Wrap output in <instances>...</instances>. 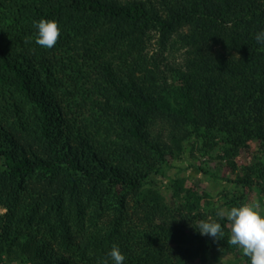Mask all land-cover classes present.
Segmentation results:
<instances>
[{
    "label": "trees",
    "instance_id": "1",
    "mask_svg": "<svg viewBox=\"0 0 264 264\" xmlns=\"http://www.w3.org/2000/svg\"><path fill=\"white\" fill-rule=\"evenodd\" d=\"M261 30L264 0H0V264H250L217 212L264 196ZM196 150L235 174L221 206L184 169L153 184Z\"/></svg>",
    "mask_w": 264,
    "mask_h": 264
},
{
    "label": "clouds",
    "instance_id": "2",
    "mask_svg": "<svg viewBox=\"0 0 264 264\" xmlns=\"http://www.w3.org/2000/svg\"><path fill=\"white\" fill-rule=\"evenodd\" d=\"M33 26L36 29L37 45L45 49H51L56 45L61 36V28L57 21L41 19L34 22ZM255 40L258 44L264 45V30L256 33ZM260 209L259 203H244L217 212L218 217H226L230 223L228 243L248 257L250 264H264V214ZM194 228L201 236L210 237L214 241H218L225 234L221 223L217 221L201 220ZM107 257L110 258L111 264H124L126 260L118 245H112ZM102 264H108V260H104Z\"/></svg>",
    "mask_w": 264,
    "mask_h": 264
},
{
    "label": "rangeland",
    "instance_id": "3",
    "mask_svg": "<svg viewBox=\"0 0 264 264\" xmlns=\"http://www.w3.org/2000/svg\"><path fill=\"white\" fill-rule=\"evenodd\" d=\"M252 153L256 151V146H252ZM203 150H196L194 152L197 160L189 153L186 152L180 159L176 160V164H173L172 169H166L162 174L155 175L152 180L153 184L158 186L162 193L170 201L172 199L173 192L170 189L171 179L175 177L179 169H184L186 172L180 174V176H187V184L192 183L193 185L198 186L202 191H206L211 195V200L215 206H221L226 200L232 197L233 185H231L226 179H234L235 174L226 166L218 164L211 157H216L217 153H205ZM248 156V155H247ZM242 156V161L245 164L254 162L253 156L249 155L248 157ZM201 167L202 171H198L195 168ZM215 174L218 178L215 179L209 174ZM245 203L261 205V209L264 207V196L255 188L250 192L245 199ZM260 209V210H261ZM193 264H205L196 262ZM210 264V263H206ZM220 264H236V258L233 255L227 257Z\"/></svg>",
    "mask_w": 264,
    "mask_h": 264
}]
</instances>
